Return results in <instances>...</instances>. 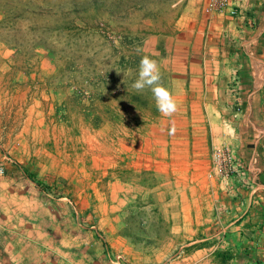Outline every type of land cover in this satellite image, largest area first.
<instances>
[{
	"label": "crops",
	"instance_id": "crops-1",
	"mask_svg": "<svg viewBox=\"0 0 264 264\" xmlns=\"http://www.w3.org/2000/svg\"><path fill=\"white\" fill-rule=\"evenodd\" d=\"M177 3L171 32L149 39L177 111L162 116L154 102L140 134L100 149L94 172L75 178L74 204L42 199L44 208L30 178L1 176L0 245L9 254L0 251V264H107L97 230L135 264H264V0H241L234 14L207 12V0ZM225 147L237 163L227 178L210 155ZM50 154L48 173L65 175L66 157ZM119 158L127 175L152 184L123 178ZM69 217L70 230L61 226Z\"/></svg>",
	"mask_w": 264,
	"mask_h": 264
},
{
	"label": "rangeland",
	"instance_id": "rangeland-1",
	"mask_svg": "<svg viewBox=\"0 0 264 264\" xmlns=\"http://www.w3.org/2000/svg\"><path fill=\"white\" fill-rule=\"evenodd\" d=\"M175 1L0 0V159L10 168L2 176L33 175L43 185L37 192L44 208L45 199L64 197L74 204L79 171L94 172L100 149L109 153L135 138L156 113L150 89L131 85L141 58L158 49L150 37L171 32L180 11ZM161 82L171 80L162 75ZM32 132L38 137L35 153ZM51 152L66 157L65 175L48 173ZM123 158L117 159L123 178L152 184L149 175H127ZM73 220L61 226L70 230ZM97 231L107 264H135Z\"/></svg>",
	"mask_w": 264,
	"mask_h": 264
},
{
	"label": "clouds",
	"instance_id": "clouds-1",
	"mask_svg": "<svg viewBox=\"0 0 264 264\" xmlns=\"http://www.w3.org/2000/svg\"><path fill=\"white\" fill-rule=\"evenodd\" d=\"M161 81L162 73L158 62L151 56L144 55L139 63L137 78L131 86L137 91L150 89L159 113L162 116L171 117L177 111L178 104L169 86Z\"/></svg>",
	"mask_w": 264,
	"mask_h": 264
},
{
	"label": "built area",
	"instance_id": "built-area-1",
	"mask_svg": "<svg viewBox=\"0 0 264 264\" xmlns=\"http://www.w3.org/2000/svg\"><path fill=\"white\" fill-rule=\"evenodd\" d=\"M241 0H207L205 10L207 12L229 11L234 14L240 7ZM213 168L218 175L225 178L237 172L235 154L229 148L213 149L211 152ZM6 172L5 161L0 159V176Z\"/></svg>",
	"mask_w": 264,
	"mask_h": 264
},
{
	"label": "trees",
	"instance_id": "trees-1",
	"mask_svg": "<svg viewBox=\"0 0 264 264\" xmlns=\"http://www.w3.org/2000/svg\"><path fill=\"white\" fill-rule=\"evenodd\" d=\"M28 178H30L33 182H35L37 187H39V188L43 187L42 183L39 180H37L33 175L28 174Z\"/></svg>",
	"mask_w": 264,
	"mask_h": 264
}]
</instances>
